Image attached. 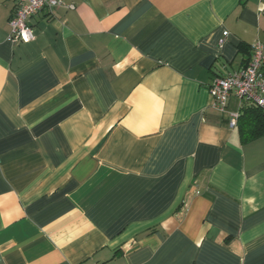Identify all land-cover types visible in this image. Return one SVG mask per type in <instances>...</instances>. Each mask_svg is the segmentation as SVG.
<instances>
[{
    "label": "crops",
    "instance_id": "0c3cea01",
    "mask_svg": "<svg viewBox=\"0 0 264 264\" xmlns=\"http://www.w3.org/2000/svg\"><path fill=\"white\" fill-rule=\"evenodd\" d=\"M14 5L0 264H264V133L208 92L264 45V0H63L17 44Z\"/></svg>",
    "mask_w": 264,
    "mask_h": 264
},
{
    "label": "built area",
    "instance_id": "2783aa9c",
    "mask_svg": "<svg viewBox=\"0 0 264 264\" xmlns=\"http://www.w3.org/2000/svg\"><path fill=\"white\" fill-rule=\"evenodd\" d=\"M63 0H15L8 20L7 40L13 44L30 43L35 40L28 20L36 13L60 7ZM227 32H223V38ZM222 42V40L220 41ZM248 63L235 73L217 77L208 88L212 107L220 113L225 111L230 94H234L242 104H251L264 114V45L256 42L250 46ZM239 115L232 114L230 126L234 127Z\"/></svg>",
    "mask_w": 264,
    "mask_h": 264
},
{
    "label": "trees",
    "instance_id": "16d2710c",
    "mask_svg": "<svg viewBox=\"0 0 264 264\" xmlns=\"http://www.w3.org/2000/svg\"><path fill=\"white\" fill-rule=\"evenodd\" d=\"M241 116L238 118L240 129L247 125L252 129L249 133L241 132L243 141H248L252 138L260 136L264 133V114L255 106H244L241 108ZM248 130V129H247Z\"/></svg>",
    "mask_w": 264,
    "mask_h": 264
}]
</instances>
